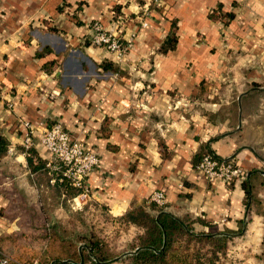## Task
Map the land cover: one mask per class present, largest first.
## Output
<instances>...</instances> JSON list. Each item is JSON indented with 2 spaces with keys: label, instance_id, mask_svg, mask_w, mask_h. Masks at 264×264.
I'll return each instance as SVG.
<instances>
[{
  "label": "crops",
  "instance_id": "crops-1",
  "mask_svg": "<svg viewBox=\"0 0 264 264\" xmlns=\"http://www.w3.org/2000/svg\"><path fill=\"white\" fill-rule=\"evenodd\" d=\"M214 11L234 17L212 21ZM95 23L131 44L124 59L92 45ZM173 24L176 47L161 52ZM0 81V239L35 222L24 209L44 220L42 207H54L53 224L67 207L82 212L72 203L82 191L57 207L19 199L54 183L29 167L25 122L38 136L59 122L99 155L86 197L114 217L160 191L166 212L211 225L196 233H236L249 181L254 225H264V0H0ZM207 150L245 177L208 181L196 169Z\"/></svg>",
  "mask_w": 264,
  "mask_h": 264
},
{
  "label": "trees",
  "instance_id": "trees-1",
  "mask_svg": "<svg viewBox=\"0 0 264 264\" xmlns=\"http://www.w3.org/2000/svg\"><path fill=\"white\" fill-rule=\"evenodd\" d=\"M210 17L212 21L224 19L229 24L234 16H220L214 11ZM175 32L173 24L161 52L175 49ZM7 150V140L0 136V156ZM23 150L29 156L32 172L50 175L56 185L44 192L46 195L42 201L33 195L25 199L20 197V200L50 202L57 207L58 203L68 201L74 193L83 192L64 177L62 164H57L59 169L54 170L48 166L49 162L38 158L34 147ZM209 152L207 150L203 154L199 164ZM244 190L247 221L241 222L238 232L228 235L198 234L194 230L195 224L211 225L190 215L176 217L166 212V205L161 207L153 202L143 204L122 217L110 215L105 208L98 216L90 212L74 214L67 207L64 221L54 224L48 219L56 211L54 207H42L44 220H41L36 208L24 209L23 213L33 216L35 222L30 226L23 225V230L0 239V264H264V225H254L255 200L249 181L244 183ZM0 215L5 216L6 211H1ZM132 227L136 234L130 235L119 246L116 241L121 233L128 235ZM108 231H114L116 235L110 238Z\"/></svg>",
  "mask_w": 264,
  "mask_h": 264
},
{
  "label": "built area",
  "instance_id": "built-area-1",
  "mask_svg": "<svg viewBox=\"0 0 264 264\" xmlns=\"http://www.w3.org/2000/svg\"><path fill=\"white\" fill-rule=\"evenodd\" d=\"M115 27L119 31L123 29L122 19L117 21ZM93 30L92 45L104 48L115 55L118 60L126 57L131 49V44L125 42L114 30H106L100 23H95ZM4 93L5 89L0 81V102L4 99ZM23 125L27 129L23 147L26 150L35 147L37 139L51 156L48 166L58 170L56 165L62 164L64 177L71 180L74 187L82 189L83 196L86 197L88 194L86 181L99 168L101 164L99 155L90 150L84 142L70 134L59 122L46 129L41 136L35 133L31 124L25 122ZM196 169L210 182L220 180L225 184H231L236 179L245 177L244 170L234 160H221L212 151L204 156ZM151 201L158 206H165L166 195L164 192L158 191L153 194ZM78 206L80 204L76 205V207Z\"/></svg>",
  "mask_w": 264,
  "mask_h": 264
},
{
  "label": "rangeland",
  "instance_id": "rangeland-1",
  "mask_svg": "<svg viewBox=\"0 0 264 264\" xmlns=\"http://www.w3.org/2000/svg\"><path fill=\"white\" fill-rule=\"evenodd\" d=\"M213 88H215V87H213ZM50 185H52V186L54 185L55 186L56 183H52V184L50 183ZM32 195L35 197V199L37 198L39 201H42V198L46 195V193H44V192L37 193L36 192L34 194H31V196ZM51 197H52V194H51ZM38 200H36V201H38ZM86 200H88V198L87 197H85V198L83 197V199L81 200V204L78 203V204H80V208H81L82 212H90V213L95 214V215H98V216L101 215L102 208H99L98 206L93 207V203H90L89 200H88V203L86 205H83ZM72 203H73V206H75V208H76L75 210H80L79 208L76 207L74 201H72ZM84 206H85V208H84ZM133 233H134V235L136 234V231L134 232V227H132L129 230L128 235H126L125 233H121V237L117 241L116 240L115 241L120 246V244L123 243V242H125L127 239H129L130 238V235H132ZM107 234L109 235L110 238H113L116 235V233L114 231L113 232L112 231H108Z\"/></svg>",
  "mask_w": 264,
  "mask_h": 264
}]
</instances>
